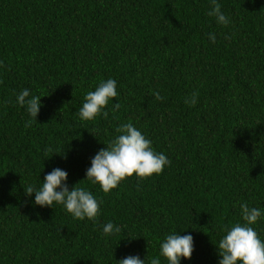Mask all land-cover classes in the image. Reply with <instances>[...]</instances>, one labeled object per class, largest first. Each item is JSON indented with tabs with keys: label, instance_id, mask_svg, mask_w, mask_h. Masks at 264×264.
Listing matches in <instances>:
<instances>
[{
	"label": "trees",
	"instance_id": "obj_1",
	"mask_svg": "<svg viewBox=\"0 0 264 264\" xmlns=\"http://www.w3.org/2000/svg\"><path fill=\"white\" fill-rule=\"evenodd\" d=\"M216 2L227 25L211 0H0V264H168L172 233L193 237L180 264H219L240 205L264 211V0ZM108 79L107 118L83 120ZM24 89L41 97L36 119L17 103ZM129 122L171 163L104 193L86 171ZM55 168L94 195L96 218L25 194ZM109 222L121 231L104 234ZM252 227L264 241V216Z\"/></svg>",
	"mask_w": 264,
	"mask_h": 264
},
{
	"label": "clouds",
	"instance_id": "obj_2",
	"mask_svg": "<svg viewBox=\"0 0 264 264\" xmlns=\"http://www.w3.org/2000/svg\"><path fill=\"white\" fill-rule=\"evenodd\" d=\"M213 5L209 16H214L217 22L227 25L230 21L221 11V6L216 0H211ZM215 42V36L209 37ZM117 83L114 79L102 81L95 91H90L85 96L79 115L83 120H93L102 112L105 118L107 111H103L109 101L117 97ZM157 100H162L160 94L154 93ZM198 93H194L186 103L195 104ZM40 96L30 94L24 89L18 94L17 103L26 106L31 117L37 118L41 108ZM115 107L119 109L120 105ZM31 125V121L26 127ZM118 135L110 144L101 149L91 160V167L86 171V180H91L100 185L104 193L111 190L135 174L144 179L154 174H160L165 166L170 165V160L163 153L153 150L151 141L147 139L140 130L131 122L117 129ZM68 174L66 171L55 168L44 177L42 187L36 190L34 186L28 185L25 194L31 197L35 194V204L40 207H53V204H63L67 212L78 220L85 218L92 220L100 213V204L94 195L77 184L69 190L66 183ZM241 216L244 223H236L228 228L225 226V234L218 244V255L221 257L219 264H264V241H262L252 227L262 216L264 211L247 204H241ZM121 228L112 222L103 226L106 235L119 233ZM193 237L191 235H180L172 233L166 236L160 246V255L168 264H180L181 258L191 259L193 253ZM117 264H145V259L139 256H127L118 261ZM150 264H161L159 257L152 258Z\"/></svg>",
	"mask_w": 264,
	"mask_h": 264
}]
</instances>
